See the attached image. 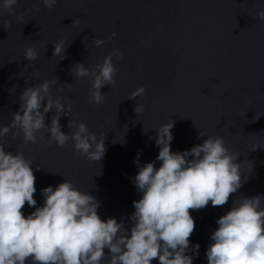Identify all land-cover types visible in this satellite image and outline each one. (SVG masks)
<instances>
[{"label": "water", "instance_id": "95a60500", "mask_svg": "<svg viewBox=\"0 0 264 264\" xmlns=\"http://www.w3.org/2000/svg\"><path fill=\"white\" fill-rule=\"evenodd\" d=\"M260 9L264 0H57L51 9L41 0H18L13 12L0 9V125L10 123L25 87L57 79L52 95L68 97L73 104L69 116H60L62 130L70 131L68 120L74 119L85 122L98 138L105 137L106 152L97 162L81 156L71 140L64 147L49 143L46 129L37 133L35 143H25L18 130L0 137L6 151L18 150L33 161L37 206L43 204L41 189L69 179L99 201L102 219L115 217L129 227L132 201L140 197L132 182L138 171L134 158L139 153L141 164H160L155 160L156 127L173 121L172 151L200 144L207 135L220 136L237 155L242 180L248 178L224 205L209 201L201 209H189L195 222L190 246L199 244L193 264H207L205 249L216 219L234 198L264 195ZM7 22L10 27H4ZM113 31L116 36L106 39ZM93 37L105 38V43L95 46ZM58 41L67 45L63 59L53 56ZM27 46L37 49L35 61L24 58ZM113 48L124 52L123 59L112 57L116 84L104 85L103 102L92 103L91 77L77 78L70 69L77 62L95 67ZM33 71L38 73L35 79ZM140 86L145 92L128 98ZM136 104L143 105L138 114ZM52 115L46 114V123ZM34 207L25 202L21 211L27 215ZM151 264L159 261L154 258Z\"/></svg>", "mask_w": 264, "mask_h": 264}, {"label": "clouds", "instance_id": "9594fccd", "mask_svg": "<svg viewBox=\"0 0 264 264\" xmlns=\"http://www.w3.org/2000/svg\"><path fill=\"white\" fill-rule=\"evenodd\" d=\"M17 3L0 0V9L11 13ZM41 3L51 9L57 0ZM257 18L264 20V9L258 10ZM6 26L10 27V22ZM115 36L113 31L106 39ZM92 41L101 46L105 38L93 37ZM53 45V56L63 59L67 45L63 41ZM37 56L35 47L25 48L27 61H35ZM114 56L123 59V50L113 48L95 67L77 62L70 69L77 78L91 77L92 103L103 102L104 85L116 84ZM37 76L33 71L32 77ZM56 84L57 79H44L25 87L10 123L0 125V137L18 130L25 143H35L37 133L46 129L49 143L64 147L71 140L81 156L101 160L106 152L105 137L98 138L85 122L74 119L68 120L70 131L62 130L60 116H69L73 104L68 97L52 95L51 87ZM144 92V86H140L128 98ZM134 110L142 112L143 105L136 104ZM50 111L53 115L46 123ZM173 126L171 121L156 127L159 151L155 160L160 161L159 167L154 166L155 161L141 164L139 153L134 158L138 171L132 182L140 197L132 201L129 227L115 217L102 219L97 211L99 201L69 179L41 189L43 204L37 206L33 161L18 150L6 151L0 143V264H102L106 256L108 264H151L154 258L159 264H193L199 244L190 246L195 222L189 209H201L209 201L212 206L224 205L248 177L242 180L237 155L220 136L207 135L200 144L172 151ZM25 202L35 206L27 215L21 211ZM216 224L205 249L207 264H264V195L234 198ZM105 248L109 250L107 255Z\"/></svg>", "mask_w": 264, "mask_h": 264}]
</instances>
